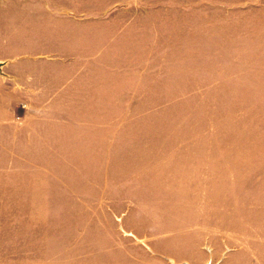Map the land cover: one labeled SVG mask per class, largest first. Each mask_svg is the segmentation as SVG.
I'll use <instances>...</instances> for the list:
<instances>
[{
	"label": "rangeland",
	"instance_id": "374dc122",
	"mask_svg": "<svg viewBox=\"0 0 264 264\" xmlns=\"http://www.w3.org/2000/svg\"><path fill=\"white\" fill-rule=\"evenodd\" d=\"M0 61V263L264 264V0H0Z\"/></svg>",
	"mask_w": 264,
	"mask_h": 264
},
{
	"label": "crops",
	"instance_id": "0c3cea01",
	"mask_svg": "<svg viewBox=\"0 0 264 264\" xmlns=\"http://www.w3.org/2000/svg\"><path fill=\"white\" fill-rule=\"evenodd\" d=\"M43 165V166H40ZM41 168H37V167ZM33 167H36L35 170L42 171H55L65 169L63 166L53 167L49 164H35ZM69 169L74 171L86 170L79 166L68 165ZM67 229H56L47 228L46 231L51 232L53 238L52 247L48 243L44 242L45 246L42 250H53L54 252H69L68 256H60V254H53L51 258H36V259H20V260H11L5 261L0 264H103L99 262H94L92 260V251L93 246L92 242L88 238V231L85 224H79L78 226L66 227ZM48 234L42 235L39 239L45 241V236ZM31 240V239H30ZM37 244L36 242H34ZM39 245V244H38ZM73 252V253H71Z\"/></svg>",
	"mask_w": 264,
	"mask_h": 264
},
{
	"label": "clouds",
	"instance_id": "9594fccd",
	"mask_svg": "<svg viewBox=\"0 0 264 264\" xmlns=\"http://www.w3.org/2000/svg\"><path fill=\"white\" fill-rule=\"evenodd\" d=\"M16 87H17V90H19V91H30V90H26V89H24V88H23L21 85H19V84H18ZM24 107L28 109L29 106H28L27 104H25Z\"/></svg>",
	"mask_w": 264,
	"mask_h": 264
},
{
	"label": "water",
	"instance_id": "95a60500",
	"mask_svg": "<svg viewBox=\"0 0 264 264\" xmlns=\"http://www.w3.org/2000/svg\"><path fill=\"white\" fill-rule=\"evenodd\" d=\"M5 63H6V61H4V62L0 61V67H2V65H4ZM208 264H210V263H208Z\"/></svg>",
	"mask_w": 264,
	"mask_h": 264
}]
</instances>
